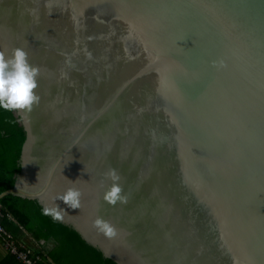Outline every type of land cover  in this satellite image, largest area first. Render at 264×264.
Segmentation results:
<instances>
[{
  "label": "water",
  "instance_id": "95a60500",
  "mask_svg": "<svg viewBox=\"0 0 264 264\" xmlns=\"http://www.w3.org/2000/svg\"><path fill=\"white\" fill-rule=\"evenodd\" d=\"M15 47L39 101L13 111L21 173L0 202L58 205L119 264H264V0H0ZM109 169L124 203L103 199Z\"/></svg>",
  "mask_w": 264,
  "mask_h": 264
},
{
  "label": "trees",
  "instance_id": "16d2710c",
  "mask_svg": "<svg viewBox=\"0 0 264 264\" xmlns=\"http://www.w3.org/2000/svg\"><path fill=\"white\" fill-rule=\"evenodd\" d=\"M24 140V128L14 112L0 109V193L13 186L21 173ZM1 204L3 224L11 227L7 216L12 214L35 239L50 242L47 254L54 264H119L89 242L73 224L54 221L43 214L44 206L39 200L9 194ZM41 257L48 261L44 253Z\"/></svg>",
  "mask_w": 264,
  "mask_h": 264
},
{
  "label": "clouds",
  "instance_id": "9594fccd",
  "mask_svg": "<svg viewBox=\"0 0 264 264\" xmlns=\"http://www.w3.org/2000/svg\"><path fill=\"white\" fill-rule=\"evenodd\" d=\"M38 69L28 61V53L22 47H15L9 53L0 49V109L8 111L29 112L39 96L37 88ZM111 181L103 199L111 204L126 202L119 183L120 176L114 169L105 174ZM81 192L77 188H69L58 197L70 208H80ZM62 210L58 205L43 208V214L49 215L54 221L62 219ZM93 226L105 236L111 238L117 235V230L101 217L93 220Z\"/></svg>",
  "mask_w": 264,
  "mask_h": 264
},
{
  "label": "crops",
  "instance_id": "0c3cea01",
  "mask_svg": "<svg viewBox=\"0 0 264 264\" xmlns=\"http://www.w3.org/2000/svg\"><path fill=\"white\" fill-rule=\"evenodd\" d=\"M1 203V202H0ZM2 217L3 214L0 215V221L2 222ZM7 221L10 223V228H8L16 238H18L21 241H24L32 250L35 254H41L44 253L48 261L51 262V264H54L52 262L49 254H47L48 248L51 247L50 242H46L44 239L42 240H37L35 239L25 228L21 223L18 222L16 218L12 214H8L7 216ZM43 258V257H42ZM45 260V258H43ZM0 264H20L19 261L5 248L3 242L0 240Z\"/></svg>",
  "mask_w": 264,
  "mask_h": 264
},
{
  "label": "built area",
  "instance_id": "2783aa9c",
  "mask_svg": "<svg viewBox=\"0 0 264 264\" xmlns=\"http://www.w3.org/2000/svg\"><path fill=\"white\" fill-rule=\"evenodd\" d=\"M1 214L2 204L0 203V215ZM0 240L20 264H51L50 261H45L39 254H35L24 241L16 238L15 235L1 223V221Z\"/></svg>",
  "mask_w": 264,
  "mask_h": 264
}]
</instances>
